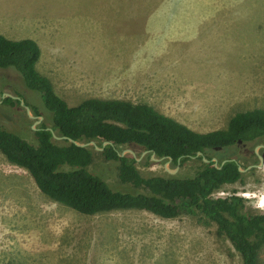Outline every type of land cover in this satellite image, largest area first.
Listing matches in <instances>:
<instances>
[{"label": "rangeland", "instance_id": "obj_1", "mask_svg": "<svg viewBox=\"0 0 264 264\" xmlns=\"http://www.w3.org/2000/svg\"><path fill=\"white\" fill-rule=\"evenodd\" d=\"M0 1L14 13L25 12L23 19L38 11L33 39L40 49L37 70L69 106L88 98L144 103L199 133L225 129L236 113L264 111V0ZM152 19L156 25L148 24ZM160 23L161 33L169 31L175 38L163 41L161 56L143 63L152 50L136 52L140 36ZM6 28V38L19 37V24ZM142 64L153 66L155 75L171 71L175 92L188 94L169 97L157 82L128 84L125 69ZM15 82L14 71L0 70V92L8 94L6 87H15ZM21 88L28 103L39 107L32 112L27 105L33 116L42 118L35 128L44 124L51 129L38 96ZM34 121L24 109L0 104V126L31 144L36 143ZM258 145L264 147V140L247 147ZM217 159H234L246 167L252 156L234 145L223 148ZM198 165L187 161L179 176ZM87 169L111 188L133 191L119 181L117 163L98 151ZM137 169L148 177L160 175L162 167L153 163L147 170L139 163ZM219 191L223 197L243 198L246 211L264 212V165L243 172L240 182ZM259 262L264 264V247ZM240 263L229 241L217 235L216 225L199 214L185 212L170 219L142 210L83 215L44 196L26 170L0 153V264Z\"/></svg>", "mask_w": 264, "mask_h": 264}, {"label": "trees", "instance_id": "obj_2", "mask_svg": "<svg viewBox=\"0 0 264 264\" xmlns=\"http://www.w3.org/2000/svg\"><path fill=\"white\" fill-rule=\"evenodd\" d=\"M39 58L35 41L10 40L0 35V70L10 69L18 77L15 87L8 86L14 90L11 93L23 98L32 112L39 111V107L28 103L21 86L37 95L56 136L94 141L99 147L104 141L110 142L100 154L117 163L119 181L133 188H111L87 169L93 160V147L79 148L67 141L57 144L44 124L34 130L35 144L0 126V153L9 163L26 170L44 196L83 215L142 210L170 219L185 212L196 213L216 225L217 235L229 241L240 264H260L264 212L246 211L245 200L235 195L223 199L210 196L225 184L240 182L243 173L238 167H246L234 159L215 167L212 162L204 163L200 156V166L192 176L143 177L134 158L128 154L120 156L119 148L150 150L156 157L169 156L173 161L182 156L183 163L197 152L228 148L237 141L253 146L264 140L263 110L236 113L225 129L199 133L144 103L88 98L69 106L37 70ZM2 104L22 108L11 97H3ZM247 152L256 163L252 149Z\"/></svg>", "mask_w": 264, "mask_h": 264}, {"label": "crops", "instance_id": "obj_3", "mask_svg": "<svg viewBox=\"0 0 264 264\" xmlns=\"http://www.w3.org/2000/svg\"><path fill=\"white\" fill-rule=\"evenodd\" d=\"M2 2L0 1V35L6 37V33L8 32L6 25H13V24H19V32L18 35L19 37H13V38H8L10 40H22V39H37L36 38V31L35 29L39 26V21L38 19V11L34 10L31 12L33 18H22L21 15L25 12H22L21 14L19 13H14L10 11V8L7 6H4L1 4ZM29 11V9H27ZM55 14H51L49 16L53 17ZM27 16V13H26ZM46 16V14H45ZM48 16V18H49ZM10 17H14L12 20H9ZM210 17V16H209ZM214 17V16H211ZM51 20V19H50ZM151 23L155 24V20H148V24L150 25ZM171 23H175V21H172ZM156 25V24H155ZM155 27V31H146V35L140 36L142 38V41L140 43L139 49L136 50L140 51H145L147 49H151L152 52L147 53L146 56L142 59L143 63H148L150 60L154 59L157 55H162L164 52V46L165 43L163 42L165 39L171 37L175 38V35L172 36L171 32H166L164 35V32L162 29L161 23ZM28 31V34H27ZM23 34V35H20ZM169 35V36H168ZM133 60L135 61V53L132 55ZM160 62L158 61V64ZM129 65V64H128ZM142 68L136 69V70H131L130 66L125 69V74H126V82L128 84L130 83H136V82H141L143 86H150L152 83L157 82L159 85L158 87L165 88L167 89L166 93H168L169 97H176V96H181V94H188L187 91L185 92H175L178 87L174 84L173 81V76L170 74V72H163L161 70L158 71V75H155L154 72V67L147 65V64H142ZM160 67H162V64H159ZM189 88V87H188ZM129 101V100H127ZM132 102V101H130ZM133 103V102H132Z\"/></svg>", "mask_w": 264, "mask_h": 264}, {"label": "flooded vegetation", "instance_id": "obj_4", "mask_svg": "<svg viewBox=\"0 0 264 264\" xmlns=\"http://www.w3.org/2000/svg\"><path fill=\"white\" fill-rule=\"evenodd\" d=\"M8 86H9V85H8ZM8 86H7L6 89H5V90L8 92V94H10V95H12V96H14V97H17V98L21 99V100L24 102L23 98H21L20 96L14 94V93H11V92H14V90L11 89V88H8ZM15 93H16V92H15ZM3 94H4V93H2V95H3ZM2 95H1V97H0V98H1V100H0V104H2V100H3ZM14 100H16V99H14ZM24 105H26L25 102H24ZM26 106H27V105H26ZM20 107H22V106H20ZM22 108H23V107H22ZM23 109H24V108H23ZM24 112L26 113L25 109H24ZM236 145L241 146L242 149H243V151H244V153H245V154L247 153L248 155H250V153L247 152L248 149H249V147H247L248 145H246V143H242V142H240V141H237V144H236ZM249 146H250V145H249ZM123 149H130V150L134 151L137 157H140L141 154L144 153V155L141 157V159H140L139 161H136V160L134 159V160L136 161V168H137V165H138L139 163H141L142 165L146 166V169H147V170H150V166L153 165V163H159V165H161V167H162L160 175H152V176H160V177H180L179 174H180V172L184 169L185 163H186L187 161H198L197 158L200 157V156L202 157L201 159L205 158V159L207 160V162H204V163L208 164V163L212 162V163H213V166H214V162L212 161L213 159H216V161H217V165H218V164L221 165V163H222L223 161H226V160H227V159H224V160L218 162L217 155L223 150V148H221V147H217V148H215L214 151H205V153H201V152H200L201 155H197V153H198V152H197L195 156H189L188 160L184 161L183 163L181 162L182 156L179 157V158H177L176 161H173L172 158L169 157V156L156 157V156H155V153L152 152V151L150 152V150L136 151V150H134L132 147H128V146H127V147H124ZM252 152H253V154L255 155V159H256L257 162H256V163H253V162H254V158H252V159L249 160V162H250L249 165H254V164H257V163L259 162V159H258L257 155H256L255 152H254V148L252 149ZM121 153H122V152H121ZM121 153H120V154H121ZM126 154H128V153H125L124 155H126ZM258 154L264 158V147H262V148H260V150H258ZM128 155H130V154H128ZM152 155H153L155 158L159 159V161H158V162H154V161H152V160H151V156H152ZM130 156H131V155H130ZM131 157H132V156H131ZM147 159H148V162L146 161ZM202 161H203V160H202ZM165 163H168V168H169L170 170H174V169H176V168H177V170L174 171V172H168V171H166V170H165V166H164ZM198 163H199V162H198ZM249 165H248V166H249ZM198 166H200V163H199ZM246 167H247V166H246ZM196 170H197V168H195V166H193V167L190 169V172H189L188 174H186L185 176H192V175L195 173ZM148 177H150V176H148Z\"/></svg>", "mask_w": 264, "mask_h": 264}, {"label": "water", "instance_id": "obj_5", "mask_svg": "<svg viewBox=\"0 0 264 264\" xmlns=\"http://www.w3.org/2000/svg\"><path fill=\"white\" fill-rule=\"evenodd\" d=\"M3 97H11L12 99H16V100H18L20 106H22V107L25 109L26 114H27V117L30 118V119H35V120H36V121H34V123H33V125H32V129H33V130H36V128H35L34 125L37 124L39 121H41L42 118H41L40 116H39V117H35V116H33V115L31 114V112H30L29 107L26 106V105H24V102H23L21 99H19V98H17V97H14V96H12V95H10V94H7V93H4V94L2 95V98H3ZM47 130H49V131L51 132L53 139H56V140H62V141H67L68 143H71V144H73V145H75L76 147H79V148L93 147V149H94L95 151L101 152V151H103V148H104L106 145H111L110 142H108V141H104V142H102L101 147H99V146L96 145V143H95L94 141H90V142H78V141H74V140H72L71 138H68V137H65V136H61V137L56 136V135L54 134V132L52 131V129H47ZM261 147H262L261 145H258V146H256V147H254V152H255V154L257 155V157H258V159H259V162H258L257 164H254V165H249V166H247L245 169H242V168L239 166V167H238V170H239L240 173H243V172H245V171H249V170H251V169L260 168V167H262V166L264 165V158L258 154V150H259ZM125 153L130 154V155H131L136 161H139V160L141 159V157L144 155V153H143V154H141L140 157H137L134 151H132V150H130V149H124V150L122 151V153L120 154V156H123ZM197 155H201V153L198 152ZM151 160L154 161V162H158V161H159V159L155 158L153 155L151 156ZM202 160H203V162H207V160H206L205 158H203ZM212 161L214 162V166L217 167V161H216V159H213ZM226 161H233V160H226ZM226 161H223V162L221 163V165H223ZM164 166H165V170L168 171V172H174V171L177 170V168L174 169V170H170V169L168 168V163H165Z\"/></svg>", "mask_w": 264, "mask_h": 264}, {"label": "built area", "instance_id": "obj_6", "mask_svg": "<svg viewBox=\"0 0 264 264\" xmlns=\"http://www.w3.org/2000/svg\"><path fill=\"white\" fill-rule=\"evenodd\" d=\"M223 192L222 191H219V190H216V191H214L210 196L212 197V198H216V199H218V198H225V197H223ZM242 197H244V196H247L246 194H242L241 195Z\"/></svg>", "mask_w": 264, "mask_h": 264}]
</instances>
